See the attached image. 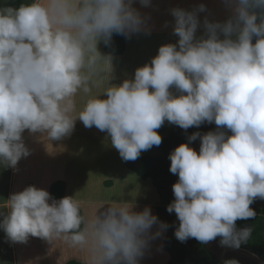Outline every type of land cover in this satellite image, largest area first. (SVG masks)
I'll use <instances>...</instances> for the list:
<instances>
[{
  "label": "clouds",
  "instance_id": "9594fccd",
  "mask_svg": "<svg viewBox=\"0 0 264 264\" xmlns=\"http://www.w3.org/2000/svg\"><path fill=\"white\" fill-rule=\"evenodd\" d=\"M229 2L232 18L205 19L200 38L196 13L173 9L178 47L160 46L134 79L111 86V56L97 45L141 31L144 19L133 0H31L0 8V164L15 168L30 154L25 130L59 140L77 118L106 131L125 161L160 145L157 130L165 120L184 130L214 122L217 131L188 137L201 140L199 152L181 143L170 154L179 179L167 211L180 222L179 241L220 237L221 245L239 248L252 229L238 230L236 221L254 217L250 205L264 199V0ZM49 199L35 186L13 193L0 204L8 209L0 228L13 242L29 236L60 242L84 254L85 264H139L149 238L160 232H151L157 217L150 208L134 211L132 202Z\"/></svg>",
  "mask_w": 264,
  "mask_h": 264
},
{
  "label": "crops",
  "instance_id": "0c3cea01",
  "mask_svg": "<svg viewBox=\"0 0 264 264\" xmlns=\"http://www.w3.org/2000/svg\"><path fill=\"white\" fill-rule=\"evenodd\" d=\"M184 5H176L174 9L186 8L189 1H207V0H184ZM198 3V2H197ZM186 4V5H185ZM153 6V7H151ZM173 6V5H172ZM192 5L189 7L191 8ZM133 7L137 9L144 19V27L141 31L132 34L129 38H126V49L123 55L113 56L105 54L103 51V39L98 42V50L104 56H111L112 69L108 84L120 85L126 79H134L135 71L138 67H142L145 64H151L152 59L158 54L160 46L165 44H176L178 47L179 37L174 33L175 19L172 18L171 2L168 0H149V4L144 6L140 3V0H133ZM197 13V11H194ZM197 17L199 13L196 14ZM214 17V16H213ZM173 19V20H172ZM219 17L217 18L218 22ZM204 24L199 23L197 31L195 33L196 38L205 36V29L202 28ZM106 87V84L101 83L100 88ZM94 91H99V88H94ZM100 98H106V93H101ZM25 133V134H24ZM23 133V140L26 147L30 150V154L27 157H22L21 161L17 163L15 168H9V182L10 185L7 188V201L13 193L23 191L28 186H35L42 188L50 192V186L57 180L65 182L64 192L61 198L65 196L76 197L83 201H101V200H117L132 202L134 206L145 208L142 201L138 198H134L133 194L129 193L130 190L140 188H154L150 179H141L137 174L126 168L125 160L121 158L119 152L112 146L111 138L106 131H100L95 126L92 128H86L82 121L78 118L75 121L74 129L72 132L64 136L59 140H45V147L43 141H40V132L30 133L25 130ZM104 145H107L106 149V161L104 160ZM39 146L45 148L47 153L39 151ZM51 146L55 147V154L50 152ZM63 148H59L62 147ZM101 146V151L98 152L96 147ZM59 149V150H58ZM76 150L75 155L81 162L71 161L68 162L70 156L66 152L73 153ZM59 151V152H58ZM107 151L109 152L107 154ZM147 151V150H146ZM44 154L42 155V153ZM50 152V155H49ZM98 152V153H97ZM145 152H141L140 155ZM59 154L63 157H60ZM42 158L41 162L39 158ZM50 158V159H49ZM67 158V159H66ZM76 158V157H75ZM74 160V159H72ZM45 161L50 162L48 166ZM97 162L104 165L110 163V166H119L117 171L112 169L114 176L112 179H119L124 189L121 194H114L113 189H104L105 185L88 183L87 177L93 174L90 167H96ZM69 164V166H68ZM45 166L51 173V177L45 176ZM60 172H64L63 177H59ZM53 178V179H51ZM55 178V179H54ZM55 180V181H54ZM108 181V178H104V182ZM150 181V182H149ZM108 184L107 186H111ZM115 188V187H114ZM134 191H137V190ZM155 200L152 203L157 205L158 195L154 190ZM129 196V197H128ZM60 198V199H61ZM59 200V199H55ZM2 202L1 204H3ZM52 202L50 197L49 203ZM108 207V204L104 205V208L99 211H103ZM153 207V206H152ZM154 208V207H153ZM150 208V209H153ZM8 212V209L5 208ZM86 211H91L90 207L86 205ZM154 210V209H153ZM155 215V212L154 214ZM164 238V236L162 237ZM161 238V239H162ZM11 241V240H10ZM162 241L160 247L156 248L157 252L151 254L150 259L152 261H159L164 256L167 263L169 255L162 249ZM11 252L14 264H65L66 261L74 259L76 261L85 264V256L60 242H49L43 238L29 236L26 242H13L11 241Z\"/></svg>",
  "mask_w": 264,
  "mask_h": 264
},
{
  "label": "trees",
  "instance_id": "16d2710c",
  "mask_svg": "<svg viewBox=\"0 0 264 264\" xmlns=\"http://www.w3.org/2000/svg\"><path fill=\"white\" fill-rule=\"evenodd\" d=\"M21 4L22 0H8L0 3V8L7 6L19 7ZM259 11L257 10L258 14ZM255 41L256 37H253L252 42L255 43ZM125 49L126 38L123 35L113 34L108 45L103 42V51L108 55H123ZM213 125H215L214 122H204L199 127H190L184 130L175 124L168 123L166 130H157L164 133L160 145L149 149H156L157 152L147 150L144 154L139 155L136 160L125 162L126 168L133 170L140 178H150L158 194L159 204L154 209L157 219L163 225H166L162 248L169 255L167 264H257L254 261L224 263L218 260L204 243L194 238H189L184 242L179 241L175 236V230L179 227L180 222L174 211L172 213L167 211V206L175 200L173 185L179 179L178 174H173L170 171V154L181 143H188L190 146L193 141H189L188 137L192 133L199 132L202 135L208 127ZM64 188V181H55L50 186V197L52 199H60ZM257 199L250 205L256 215L249 219L237 220L236 228L238 230L245 227L252 229L251 236L246 242L241 243L239 249L249 251L264 263V203L258 205L256 203ZM262 200L264 201V199ZM65 264L83 263L70 259Z\"/></svg>",
  "mask_w": 264,
  "mask_h": 264
},
{
  "label": "rangeland",
  "instance_id": "374dc122",
  "mask_svg": "<svg viewBox=\"0 0 264 264\" xmlns=\"http://www.w3.org/2000/svg\"><path fill=\"white\" fill-rule=\"evenodd\" d=\"M6 1H8V0H0V3H4ZM168 1L171 2V7L173 9L175 6H177L179 4L184 5V3H185L184 0H168ZM176 2H178L177 5H176ZM197 2H198V4H197ZM27 3H31V0H22V4H27ZM187 5H189V6L193 5L192 6L193 8L186 6L185 11L194 12L196 10L197 13H199L197 19H198L199 23H201V24H204L205 19H207L209 22L216 23L218 17H219V19H218L219 23H225L230 18H232V16H233L232 7H231L229 0H207V1H194V2L189 1V2H187ZM200 5H204V7H205L204 11H199ZM151 7H153V6H151ZM195 8H197V9H195ZM171 16H172V18L175 19V17L173 15H171ZM202 28L205 29L203 25H202ZM170 91L172 92L173 95H179L180 94L174 86L172 88H170ZM168 123L169 122L167 120H165L164 124L159 128V130H162V129L166 130ZM217 130H218L217 126L213 125V126L208 127L204 131L203 134H205L209 131H217ZM222 130L225 131L227 135L231 134L230 131H228L226 129H222ZM158 133L160 134L161 137L164 136L163 131L158 132ZM22 136H23V134H22ZM39 139H40V141H43V146L45 147V140L46 141L48 140V139H46L45 134L42 133L41 137H39ZM200 145H201V140L199 138H197L195 141H193L191 143L190 147L194 148L197 152H199ZM104 147L105 148H104L103 152H105L104 153V160H105L106 159V149H107L106 147H107V145H104ZM59 148L61 149V148H63V146L59 147ZM96 149L98 152H100L101 146L96 147ZM38 150L44 151L45 148L43 149L39 146ZM148 151L157 152L156 149H152V150H148ZM50 152L52 154H55V147L54 146H51ZM50 152H49V155H50ZM72 152L73 153L66 152V154H68V156H70V158L72 157L71 160L70 159L68 160V162L76 161V160L78 162H81L77 158L78 156L75 155V153H74V152H76V150H74ZM143 152H146V151H143ZM45 153H47V150H45ZM108 153L109 152L107 151V154ZM43 154H44V152L42 153V155ZM61 155L59 154L60 157H62ZM72 159H74V160H72ZM41 160H42V158L40 157L39 161L41 162ZM20 161H21V159L19 160V162ZM45 163L47 164L46 166H48L50 164V162H48V161H45ZM46 166H45V169H46L45 170V176H46V178L48 176L51 177V173L48 171ZM68 166H69V164H68ZM118 167H119L118 165L116 167L115 166L112 167V165L110 166V163L108 165H107V163H104V165H101V163L97 162L96 167H93V168L90 167L89 168L92 170V172H88V173H92L93 176H92V179H91V175L89 177H87V178H89V179H87V181H88V183H92V184L95 182L97 184H100L103 181L102 183L105 185L104 189L110 188V189H113L114 194H121L122 192L125 191V190L123 191L124 186L122 185V183L120 182L119 179H112V177L114 176V173H112V169L117 171ZM9 168H10V166L6 167L3 164H0V204L2 202H4V200L7 198V188L10 185ZM60 174L61 175L59 177H63L64 172L63 173L60 172ZM104 178H108V181L104 182ZM51 179H53V178H51ZM100 179H102L101 182H99ZM108 184H112V185L107 186ZM134 190L129 189L128 192L129 193H135V194H133L134 198H136V200L139 198L140 201H142L144 206H147L148 208H153V207L155 208L156 204L152 203L155 200V193H154L155 189L154 188H140V190L139 189H136L137 191H134ZM158 200H159V198H158ZM256 203L259 205V204H263L264 201L259 198L256 200ZM158 204L159 203H157V205ZM153 209H150L152 214H154V212H155V209L154 210ZM133 210L134 211H143L144 208L139 207V206H134ZM6 214H7V210L5 208H0V220H2L4 218V215H6ZM161 225H163V224L157 219V223L153 226V228L151 229V232L155 233L157 228H159L160 229L159 235L155 236L154 238H152V237L149 238L148 244L144 249V254L142 257L139 258V264H167L165 262L164 256H162L159 259V261H152V259H150L152 252L153 253L157 252L156 248L158 246L160 247L161 240L163 239L162 237L165 236V227H161ZM220 240L221 239L217 237L215 240L210 241L208 243H204V244L212 252V254L221 262L233 263V262H246V261L252 262V261H254L257 264H264L259 259H257V257H255L253 254H251L249 251L239 249V248H235V247H231V246H227V245H221ZM0 264H14L12 252H11V241L7 237L5 231L2 228H0Z\"/></svg>",
  "mask_w": 264,
  "mask_h": 264
},
{
  "label": "bare ground",
  "instance_id": "6f19581e",
  "mask_svg": "<svg viewBox=\"0 0 264 264\" xmlns=\"http://www.w3.org/2000/svg\"><path fill=\"white\" fill-rule=\"evenodd\" d=\"M194 4H195V3H194ZM194 4H193V5H194ZM197 4H198V3H197ZM193 5H192V6H193ZM192 6H191V7H192ZM192 8H193V7H192ZM195 9H197V8H195Z\"/></svg>",
  "mask_w": 264,
  "mask_h": 264
}]
</instances>
